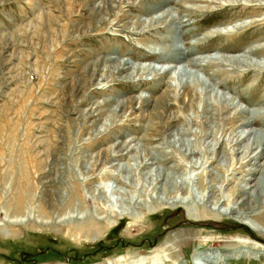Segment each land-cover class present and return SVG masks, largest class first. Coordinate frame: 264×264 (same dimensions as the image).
Masks as SVG:
<instances>
[{
  "label": "rangeland",
  "instance_id": "1",
  "mask_svg": "<svg viewBox=\"0 0 264 264\" xmlns=\"http://www.w3.org/2000/svg\"><path fill=\"white\" fill-rule=\"evenodd\" d=\"M126 2L0 0V222L11 221L17 190L26 196L25 222L0 230V264H264V237L248 226L259 222L239 221L243 210L222 207L200 224L187 207L206 203L203 173L247 176L229 142L264 139V69L207 67L236 56L264 65V53L249 55L264 45V0L198 4L207 11L189 15L174 0ZM167 10L180 23L144 30ZM222 27L232 31L206 37ZM178 75L233 103L235 120L215 116L213 97L184 101ZM182 176L190 194L177 192ZM87 220L101 233L80 232Z\"/></svg>",
  "mask_w": 264,
  "mask_h": 264
},
{
  "label": "bare ground",
  "instance_id": "2",
  "mask_svg": "<svg viewBox=\"0 0 264 264\" xmlns=\"http://www.w3.org/2000/svg\"><path fill=\"white\" fill-rule=\"evenodd\" d=\"M129 1L130 0H127V2H126V3H128L127 6L135 7L136 4L133 2H129ZM138 1H139L138 5L141 6L143 3H148L150 0H138ZM171 1L162 0V4L158 5V6L160 8H163V2L166 3V2H171ZM174 1L176 2L175 5L177 7L183 6V12H185L187 15H189L190 13L202 14V13H205L207 11L206 7L198 6V4H200V5L201 4H207L206 6H208L210 8V7H212V5H214V7L215 6L218 7L219 5L221 6L223 4V2L229 3V0H225V1L224 0H174ZM236 1H240V3H241V1H243V0H236ZM252 1L253 0H248V2H252ZM254 1H258V0H254ZM186 3H197V6L196 5L192 6L193 5L192 4L191 5L192 7H190V5H189V7H184V4H186ZM231 3H232V1H231ZM256 3H258V2H256ZM258 4H260V3H258ZM260 5L264 6V4H262V3ZM158 6L157 7L154 6V8H150L149 10L158 12ZM179 19H180L179 17L174 16L170 11L167 10V11H164L163 13H161L160 15L158 14L157 16H153L151 18L150 22L145 25L146 27H144V30H147L148 28L158 29L161 26L165 27L167 25H172V24L179 22L180 21ZM143 24H144V21H143ZM137 25H139V26L142 25L141 20L137 21ZM231 29H229L228 27L215 28L214 32L207 33L206 37L214 36V35L221 34V33H228V32L232 31ZM261 53H264V45H261V46L257 47L256 49L251 50L249 52V55L261 54ZM221 61L229 62V63L242 64L247 69L251 68L253 70H258L260 72H261V70L264 69V65H258V64L250 63V61H248V58H244V56L227 57V58L224 57L222 59L209 58V59H207V62H208L207 67H209L212 64H216L218 62H221ZM197 63L198 62H196V64ZM199 63H201V61H199ZM125 66L119 67V70L125 71L126 70ZM196 66H199V65H196ZM233 66H235V65H233ZM168 72H170V71L166 70L165 74ZM263 72H264V70H263ZM154 74H157V71H154ZM171 82L176 83L177 89H179V88L184 89V94L181 95L184 101H186V98H189L190 101H193V99H199V100L204 99L206 102L208 99H211L213 97L212 95L210 97H208V95H210L209 89L203 83H202V85H200L201 82H199L198 80H192L191 79V80L183 81V79L180 78V76L178 75L175 78L173 77ZM170 84H173V83H170ZM194 89H195V91H194ZM201 92H204V98L201 97V94H200ZM181 96H179V97H181ZM213 98L217 99V101L219 103L215 106V109L217 110V114L215 116L219 115V116L223 117L224 115H226V118L224 119L225 122H230L232 120H235L237 112H235L233 114H231V112H230L232 106H234L233 103L226 100V98H224V97L218 98V97L214 96ZM161 104L163 106H166V104H164V103H161ZM163 106H162V108H163ZM235 110L238 111L237 109H235ZM205 113H208V110H205ZM260 119L264 120V115H261ZM170 122H171V120L167 119V122H166L167 127L169 126ZM243 125H245L247 127V122H244ZM177 135H179V133ZM229 135H231V134H229ZM233 135H232V137H233ZM214 136H216L215 133H214ZM216 141H219V140L216 139ZM223 141H225V140H223ZM247 141L249 143H247ZM166 143H167V145L171 144L170 142H166ZM222 143L223 142L219 143L218 145H222ZM245 143H247V144H245ZM229 144H230L232 157H235V160H236V157L242 156V157H240V159L237 162L240 164L241 168L247 167V169H246L248 172L247 176L244 179H242V181L240 183H234L235 182L234 177H232L231 179H227L223 175L221 178L216 177V175H214L211 171L205 172L201 176H198L199 177L198 182L200 183L202 189L204 190V193L206 194L204 196L206 199V203L196 205V206H194L195 204H192V205L189 204L187 206L189 209H191V208H193V210L195 209L196 214H193V215H195V217L191 216V219L198 220L200 222V224H203L204 221H208V219H216L215 217L217 215L222 214L220 212V209L222 207L224 209H226V212L231 214V215L238 214L237 212L239 210L240 211L243 210V214L240 217L241 220H239V221L243 222V219H245V218L249 219L250 218V220H254L255 222L256 221L259 222L258 224L257 223L248 224V226L251 227L252 229H254V231L257 232L259 234V236L264 237V139L258 133L246 132V133H242L241 135L240 134L237 135L236 140L231 141V143L229 142ZM243 145H245V147H243ZM122 146H123V148H121V150H127L126 149V147H127L126 143L123 144ZM124 146H126V147H124ZM173 146H174L173 149H175V151H179L178 149H176L177 147L175 145H173ZM241 146L244 148V150H242ZM188 149H190V148H188ZM190 151H191V149H190ZM192 153L193 152L191 151V154ZM186 156L187 155H184L185 159L187 158ZM109 157H110V155H107L104 160H101V162L104 163L106 161H109L111 158V157L110 158ZM154 160L155 159H153V158L150 159L145 165L142 166V168H144V169L151 168L150 166L152 164H154V163H152ZM94 166L95 167L98 166L97 161L94 163ZM130 167H132V166H130ZM191 168H196V166L193 165V166H191ZM158 170H157V172H158ZM255 175L259 176L258 179L255 177ZM205 177L210 178V180L208 182H205ZM180 178H181V180H180V182H177L178 185L176 187L178 194H181V195H184V193L190 194V183H189V181L185 177L183 178V176ZM191 183H192V181H191ZM17 191L18 192L16 194V198H14V203H12V205H11V206H13V209H12L13 215L10 216L9 212L7 213V215L10 216L9 218H11V221H9V220H8V222L4 221V223L1 221L0 222V230L4 226H7V225L13 226L14 224H22L25 222L24 221L25 216H23L22 213L24 211L23 201L26 200V198H25L26 196L24 194V191H22V190H17ZM96 191L97 192L99 191L98 193L100 195L99 196L100 198L104 197V195L106 196V191H107L106 189H105V191H103L102 188L98 187V189ZM96 191H94L93 193H96ZM239 196H241V197H239ZM206 204L210 205V206H214L215 210L209 211V210L205 209V208H207ZM54 211H55V209H54ZM12 212H10V213L12 214ZM54 214H57V211H56V213H53V215ZM19 219H21V220L19 221ZM27 220L30 221L31 219L28 218ZM41 223L43 225L46 224L43 222V220L39 221L37 224L41 225ZM95 223H97V222H95ZM98 225H101V223H98ZM93 226L94 225L92 223L85 222L84 225L81 226L80 232H86V233H89V235H91L92 233L100 234L101 232H96L95 231L96 227L94 226L95 227L94 228ZM215 227H217V225L214 223H210L206 226V228H210V229L215 228ZM192 231H193L192 228H190V229L188 228V232H192ZM245 235L251 236V238H253V239H258L257 238L258 235L256 236V234H252L250 232L248 234H245ZM191 239H192V236L190 238H188V240H191ZM232 242H233L232 247H235V248H239V247H243V246L247 247L246 245H249V246L253 245V243L251 244L250 242L249 243H247V242L243 243L240 241H232Z\"/></svg>",
  "mask_w": 264,
  "mask_h": 264
}]
</instances>
